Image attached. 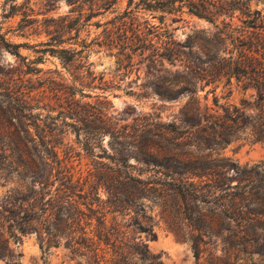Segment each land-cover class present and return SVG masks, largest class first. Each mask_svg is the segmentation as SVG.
I'll use <instances>...</instances> for the list:
<instances>
[{"label":"rangeland","instance_id":"1","mask_svg":"<svg viewBox=\"0 0 264 264\" xmlns=\"http://www.w3.org/2000/svg\"><path fill=\"white\" fill-rule=\"evenodd\" d=\"M205 1L212 3V21L190 13L186 6L171 13L153 9V0H134L131 5L129 0L111 4L107 0H0V35L20 44L22 55L0 41V143H6L11 131L10 113L2 100L10 95L29 98L34 113L41 114L40 131L56 145L60 158L69 161L75 179L98 210L86 228L87 237L98 239L97 217L103 215L107 226L117 225L126 233L123 241L147 244L152 255L161 256L162 264H264V230L251 232L249 240L242 241L236 223L220 215L215 199L200 206L187 201L182 213L173 193L152 195L125 215L112 213L105 203L110 197L105 184L108 166L121 158L119 149H125L138 172L142 168L138 150L129 142L142 146L160 140L169 148L179 146L213 158L220 153V158L242 167L264 163V141H255L253 134L259 123L257 91L246 76H230L243 54L253 55L249 47L258 49L253 62L264 64V0ZM60 38L61 46L50 45ZM60 47L78 51L73 61L64 63L50 51ZM215 97L220 105L231 104L248 119L239 114L229 143L214 142L198 152L202 132L198 126L192 129L191 121L204 113L205 98L214 107ZM70 109L91 115L96 126L105 128L104 136L93 140V152L85 151L72 128L63 124L65 119L73 120L59 112ZM159 122L174 123L177 129L161 140ZM118 130L125 139L115 138ZM189 130L194 135L189 136ZM18 186L16 181H0V244L7 252L22 251L20 264H97L87 243L75 252L64 244L49 247L33 233L17 246L8 227L7 196ZM135 218L152 225L157 239L130 225ZM194 240H199L200 259ZM102 247L107 254L101 264H106L113 257L112 249ZM131 261L150 264L137 256ZM0 264L12 263L0 257Z\"/></svg>","mask_w":264,"mask_h":264},{"label":"trees","instance_id":"2","mask_svg":"<svg viewBox=\"0 0 264 264\" xmlns=\"http://www.w3.org/2000/svg\"><path fill=\"white\" fill-rule=\"evenodd\" d=\"M107 1L111 4L116 0ZM133 1L129 0V5ZM153 1L155 4L150 2L153 9L171 13L181 12L186 6L190 13L213 20L212 3L205 0ZM0 39L12 53L22 56L18 51L20 44L8 42L2 35ZM55 40L56 43L50 45L61 46L63 39ZM257 50L249 47L253 55L243 54V60L237 61L231 67L230 76H246L245 78L252 81L251 86L257 91L259 122L253 130L254 140L264 141V64L253 62ZM50 51L54 55L58 54L64 63L73 61V55L78 52L66 47L51 48ZM35 69L41 71L40 68ZM205 100L204 113H199L197 121H191L192 129L198 126L202 132L198 152H205L214 142L229 143V134L237 123L239 114L247 118L240 109L231 104L220 105L217 97L214 99V107L208 103V98ZM2 102L6 103L10 113L11 131L7 135L6 143H0V156L3 158L0 159V181H16L19 184L18 189L10 191L7 196L8 227L17 246L22 244L24 236L34 233L40 241H46L49 247L64 244L75 252L87 243L93 262L97 264H101L107 254L102 244L112 249L113 257L107 260L109 263L106 264H133L131 259L135 256L142 262L162 264L161 256L152 255L147 244L138 243L134 239L123 241L126 233L117 225L107 226L103 215L97 217L98 239L87 237L86 228L91 225L92 215L98 210L93 207L90 193L84 191L85 187L80 184L79 179H75L69 161L60 158L56 145H52L50 139L40 131L41 114L34 113L36 107L29 102V98L20 99L10 95V98H5ZM235 112L238 114L235 115ZM59 113L73 120L65 119L63 124L72 128L78 143L85 151L93 152V140L97 135L102 138L105 128L96 126L97 122L91 115L84 116L72 109L65 112L66 114L62 110ZM162 127L158 135L161 140L177 129L174 123ZM188 134L194 135L192 130H189ZM116 137L126 138L119 130L115 134ZM217 137L221 139L216 141ZM153 144L139 146L129 142L130 146L138 150L136 157L142 165L140 172L135 164L129 163L125 149H119L118 155L121 158L115 159L114 166H108L110 175L105 184L110 197L105 203L109 204L112 213L129 214L128 212L135 210L133 208L143 206L144 200H148L152 195L161 197L163 193H173L179 199L180 213L183 212L187 201L200 206L215 199L220 215L236 223L239 229L237 236L242 241H248L251 232L264 230V163L242 167L230 158H220V153L213 158L210 154L198 155L193 151H183L179 146L169 148L160 140L154 141ZM146 172L151 175L143 177ZM207 193L210 197H207ZM96 194L98 195V192ZM98 199L97 196L96 200ZM202 217L205 215L201 214L200 218ZM130 225H134L151 240L157 239L153 226L144 224L139 218L133 219ZM113 235L116 236L115 240H112ZM117 241L121 243L117 244ZM194 248L197 258L200 259L202 251L199 240H194ZM22 255V251L17 254L13 251L7 252L0 244V257L9 263L20 264Z\"/></svg>","mask_w":264,"mask_h":264}]
</instances>
